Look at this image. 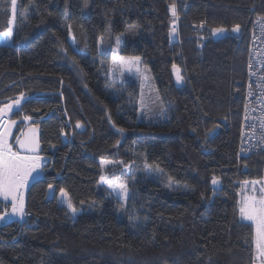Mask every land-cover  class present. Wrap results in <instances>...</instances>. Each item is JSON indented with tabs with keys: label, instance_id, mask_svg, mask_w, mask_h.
Masks as SVG:
<instances>
[{
	"label": "trees",
	"instance_id": "1",
	"mask_svg": "<svg viewBox=\"0 0 264 264\" xmlns=\"http://www.w3.org/2000/svg\"><path fill=\"white\" fill-rule=\"evenodd\" d=\"M173 1L18 0L13 42L0 44V105L24 93L10 116L13 136L30 117L41 127L48 162L26 192L25 208L37 220L25 227L0 221V264L256 262L253 225L242 218L239 197L243 183L264 178V149L240 160L237 151L249 34L264 17V0H186L175 25L167 12ZM11 7L0 0V32ZM214 28L225 37L212 39ZM116 44L148 67L156 118L139 121L137 83L108 85L104 71ZM102 157L126 170L160 169L161 181L126 174L127 209L142 219L136 229L118 218L120 203L99 184ZM61 189L76 207L87 205L73 222L57 202Z\"/></svg>",
	"mask_w": 264,
	"mask_h": 264
},
{
	"label": "snow or ice",
	"instance_id": "2",
	"mask_svg": "<svg viewBox=\"0 0 264 264\" xmlns=\"http://www.w3.org/2000/svg\"><path fill=\"white\" fill-rule=\"evenodd\" d=\"M12 12L15 14L17 11V0H11ZM170 11L172 16L176 17V9L174 5H170ZM175 23V19L172 21ZM9 27L5 32L0 33V42L5 44L9 43L15 35V28L13 26V20L8 21ZM136 25H129L128 30H132ZM261 28L264 29V23L261 24ZM240 25L236 24L233 26V31H239ZM175 31V29H173ZM214 35L222 34L224 32L223 28H214L212 29ZM69 35H72L71 26H69ZM105 37L102 35L99 38V42L103 43ZM119 40V36L117 37ZM116 60L120 61V65L125 63H135L139 60V57L131 58L126 60L121 57H114V62ZM117 65V66H120ZM131 71V67L128 69ZM173 70L176 73L177 82L183 80L180 70L173 65ZM139 72V68L136 69ZM252 93L249 91V96ZM27 97L24 93H21L18 97L8 103H3L0 105V197L3 198V201H10L11 203V212L7 211L0 213V221L6 220L11 216H19L21 219L24 218L25 203L23 198L22 189L29 182L30 178H34L35 175H39L42 172L41 158L38 155H21L18 152L13 151L12 145L8 143L7 137L11 135L12 127L16 124V121H6L4 117L13 111H18L22 104L26 102ZM264 104V101L261 102ZM247 110V109H246ZM161 111H163L161 109ZM25 120H29L30 117H25ZM262 129H264V119L260 121ZM81 125L77 123L76 127L79 128ZM35 129H29L27 133H23L21 137H17L16 143L28 153H35L39 147L38 142L35 139L34 133ZM123 132V129H120ZM211 132V130H209ZM264 139V138H262ZM107 162L101 161L102 172L104 166ZM146 170L148 171H159V169H153L149 165H145ZM100 180L108 185L110 189L116 191L119 189L120 194H127L128 185L126 182L115 183L111 179H108L105 175L100 176ZM219 180L216 176H213L211 183L213 186L218 184ZM249 182H245L247 184ZM251 184L255 185L257 181H251ZM169 186H171V178ZM49 189H53V185H48ZM255 191V189H254ZM61 197L60 203L66 204L68 209L72 212L73 217L77 213V209L73 206L71 199L68 196V193L64 189L60 190ZM262 195L257 198L256 195L245 196L241 201V206L239 208L240 214L243 219L252 222L254 225V237L253 242L256 251L261 257H264V187L260 189Z\"/></svg>",
	"mask_w": 264,
	"mask_h": 264
},
{
	"label": "rangeland",
	"instance_id": "3",
	"mask_svg": "<svg viewBox=\"0 0 264 264\" xmlns=\"http://www.w3.org/2000/svg\"><path fill=\"white\" fill-rule=\"evenodd\" d=\"M12 8V7H11ZM18 14V0H17V11L14 14L11 9V20H13V26L16 22V17ZM8 30V29H7ZM6 30V31H7ZM2 33V32H0ZM70 43L73 45V39L70 37ZM13 42V39L7 43L11 44ZM0 44H5L3 42H0ZM114 57H121L125 58L126 60H130L131 58H136L137 56H129V55H124L119 52V47L116 44L114 47V50L111 55V59L109 64L107 65L105 75L108 80V85L111 87H114L115 85H125L126 83H137L138 88H139V101H138V119L139 121H149L151 119L156 118V99L158 98L155 83L151 77V73L146 65H144L139 57V60L136 61L135 63H125L123 65H120V61L116 60L114 62ZM120 65V66H117ZM129 67H131V71H129ZM139 68V72L136 71V69ZM11 102V101H10ZM12 113V112H11ZM11 113L6 115L4 119L6 121H14L10 118ZM165 111L163 110V114ZM159 114V113H157ZM163 114H160L159 117H162ZM24 126L33 123L31 120H23ZM17 124V123H16ZM16 124L13 125L12 127V132L11 135L7 137L8 143L12 145L13 151H17L15 148L16 140L17 137L21 135V132L19 133L18 136L14 137V129ZM24 155V154H23ZM41 158V166H43L48 162V159L42 155H38ZM101 161L107 162L104 166L103 172L101 168ZM99 164H100V171L101 175H105L108 179H111L115 183L119 182H127V175H134L137 176L136 171H139L141 173H146L147 176L159 179L161 181L160 177V169L156 166L149 165L153 169H159V171H148L145 168V165L142 166V168L137 167L136 169H130L126 170V168L121 166V164L113 158H107V157H102L99 159ZM148 165V164H147ZM132 171L134 173H132ZM43 174V171L39 175L34 174V178H30L29 182L41 177ZM127 174V175H126ZM251 181H257L258 183L253 185L250 182ZM249 182L247 184L243 183L242 187L240 189V197H239V208L241 206V201L245 196H251V195H256L257 198H259L262 193L260 192V189L264 187V178L260 180H250L246 181ZM99 184L103 189L107 190V196L110 197L111 199H116L120 204L118 205V211L117 215L118 218L121 220H126L128 222V226L130 229H136L137 225L142 222L141 214L136 210L135 207L133 209L129 208L127 209V203H128V192L127 194H120L119 189L116 191H113L108 187V185L101 180H99ZM219 184V182H218ZM255 189V191H254ZM60 197H61V192L58 191L57 193V202L59 205H62L66 207V209L69 212V221L73 222L76 220L78 215L82 212H85L88 210L87 205H80L79 207H76L73 203V206L77 209V213L75 217H73L72 212L68 209L66 204H61L60 203ZM1 198V197H0ZM247 221V220H246ZM250 222V221H249ZM252 223V222H251ZM253 225V224H252ZM254 229V225H253ZM253 248H254V259L258 263H264V257H261L259 253L256 251L254 242H253Z\"/></svg>",
	"mask_w": 264,
	"mask_h": 264
},
{
	"label": "built area",
	"instance_id": "4",
	"mask_svg": "<svg viewBox=\"0 0 264 264\" xmlns=\"http://www.w3.org/2000/svg\"><path fill=\"white\" fill-rule=\"evenodd\" d=\"M170 5L175 6V18L170 11ZM187 5L188 3L186 0H175L168 4L167 12L173 20L175 19L173 25L178 22L179 8L185 9ZM262 23H264V17H256L249 34L246 56V74L248 78L244 91V105L237 151V157L239 160L247 158L253 153L264 149V139H262L264 138V129H262L260 123L261 119H264V104L261 103L264 101V29L261 28ZM225 35V29L222 34L214 35L213 32L211 33V37L214 40L221 39L225 37ZM180 74L182 75V72H180ZM249 91L252 93L251 96H249ZM30 183L31 182H28L22 189L24 203ZM0 206L3 207L4 212L6 208L8 212H11L10 201H3L2 197L0 198ZM25 211L26 214L23 219L19 216H11L7 220L16 221L22 227L33 224L37 218L30 211H27L26 208Z\"/></svg>",
	"mask_w": 264,
	"mask_h": 264
},
{
	"label": "water",
	"instance_id": "5",
	"mask_svg": "<svg viewBox=\"0 0 264 264\" xmlns=\"http://www.w3.org/2000/svg\"><path fill=\"white\" fill-rule=\"evenodd\" d=\"M234 36H239L240 35V29L239 31H233ZM34 128L36 131L34 133L35 139L39 144V147L37 148L35 153H28L25 149L21 148L17 143L15 144V148L17 150L18 153L20 154H24V155H40L42 152V143H41V139H40V135H41V127L39 124L37 123H30L28 125H26L23 130L21 131V135L19 137L23 138L22 134L23 133H27L29 129ZM34 181V180H33ZM32 181V182H33ZM31 182V183H32ZM30 183V184H31ZM30 186V185H29ZM29 188V187H28ZM55 197V186L53 185V189H49V187H47L46 190V200H52ZM253 264H264V263H258V262H254Z\"/></svg>",
	"mask_w": 264,
	"mask_h": 264
}]
</instances>
